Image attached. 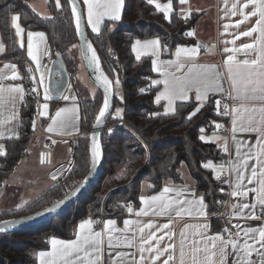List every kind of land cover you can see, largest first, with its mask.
Listing matches in <instances>:
<instances>
[{
    "label": "trees",
    "instance_id": "16d2710c",
    "mask_svg": "<svg viewBox=\"0 0 264 264\" xmlns=\"http://www.w3.org/2000/svg\"><path fill=\"white\" fill-rule=\"evenodd\" d=\"M177 3L178 0H173L174 12L170 19H165L164 14L147 0H125L120 20L104 21L96 33L87 27L103 73L113 85L117 81L121 85L123 97L115 96L114 107L117 104L123 106V114L118 117L110 114L107 118L106 129L100 137L101 166L90 187L53 218L0 234V264H37L36 253L48 247L50 238L71 239L80 219L99 218L104 198L105 207L113 205L106 211L109 215H123L125 204L138 203L144 181L151 184L150 192H153L161 189L166 178L179 180L181 163L186 164L194 178L196 190L204 197L207 210L216 213L222 209L226 186L212 169H205L202 164L208 160L214 164L222 163L226 155L215 141L200 139L201 135L217 134L216 124L225 121L216 111V102L221 96L210 95L190 119L189 114L199 104L193 97L177 102L174 113L165 114L161 102L155 98L158 85L152 84L156 74L151 57L146 55L137 60L132 51L136 39L156 37L166 49L193 41L186 39L184 33L195 24V16L191 15L183 22ZM47 10L48 16L41 17L30 8L27 0H0V34L5 45L2 57L18 61L24 58L10 23L11 15L17 14L25 28L46 33L52 57L62 58L73 81L76 62L70 51L77 43V37L69 4L67 0H61L58 9L56 0H48ZM24 85L26 94L19 109L20 136L6 140V154L0 156V184L18 163L33 132L32 117L37 102L36 94L31 92L33 82L28 73ZM73 86L81 104L82 130L89 132L101 107L102 94L97 90L90 97L84 86L74 82ZM201 129H204L203 133ZM88 138V134L79 136L74 162L59 183L17 212L0 211V220L34 212L68 193L88 171ZM222 217L220 213L212 219L214 230L225 226Z\"/></svg>",
    "mask_w": 264,
    "mask_h": 264
},
{
    "label": "snow or ice",
    "instance_id": "6c2138e0",
    "mask_svg": "<svg viewBox=\"0 0 264 264\" xmlns=\"http://www.w3.org/2000/svg\"><path fill=\"white\" fill-rule=\"evenodd\" d=\"M71 6L72 16L75 18L77 34L80 33V5L78 0H67ZM147 3L155 5L157 11L164 13L165 19H168L169 13L173 10V0H167V3H159L158 0H147ZM181 6L187 3V0H179ZM83 5L86 7L87 21L91 25L93 32L100 31V25L104 17L110 20L118 21L121 19V10L124 6V0H83ZM56 7L61 8V0H56ZM251 7V11L246 12L245 9ZM237 8L243 20H248L250 17H255L256 22L253 27L247 31L241 32L240 36L253 37L251 43L240 45L238 48H224L227 55L224 60V66L227 72V80L230 82L231 91L228 98L233 101H261L260 107H249L245 103L238 106H229L227 103L222 105L223 111H220L221 101H217V112L221 115L232 116V143L235 147V158L227 161L229 164L228 172L229 179L223 181L229 183L232 191L231 197H239L245 200L249 193L254 194L253 202H242L231 205V215L239 216L243 219H251L260 221L264 218V0H245L243 3H233L232 15H236ZM185 9L181 7V14L185 13ZM185 19L187 16L185 15ZM19 16L13 14L11 16V26L15 29V35L21 37L24 29L18 23ZM243 20L236 21L239 26ZM225 29L229 25L224 26ZM186 35L193 36L194 32H187ZM239 37H237L238 39ZM45 43V35L42 32H27V53L35 62V72L39 73V81L33 74L30 79L37 87H33L31 92L39 95L38 87L44 89V100L48 101L52 98L50 89L45 85V73L42 70L40 63L41 55L43 54L42 45ZM229 43V42H226ZM234 43V41H231ZM23 46V45H21ZM75 47V45L73 46ZM200 48H206L204 45L193 47L177 46L175 50V59L170 61L159 60L161 53V43L159 38L140 40L136 39L132 44V51L136 54V59L140 60L142 56L150 54L152 60L153 71L161 73L162 79L153 80L152 84H163V89L157 93L156 101L161 99L166 100L165 114L175 111L173 105L177 100L186 101L189 99V93L195 90V99L200 103L196 110L189 114V119L199 112L203 102L208 99L210 93H223L227 91L223 87L224 74L219 71L217 65H199L195 62ZM82 53L84 51V42L81 43ZM4 51V46L0 44V52ZM87 51L91 56H85L89 67L95 65L96 70L100 71V62L92 45L87 44ZM243 53L245 59L238 60L237 53ZM59 55V53L57 54ZM252 56L253 58H248ZM187 68L186 72L181 73L182 69ZM4 69H11V75L6 76L4 70L0 69V110H3L7 105H11V115L6 118L0 117V125L8 124L10 121L17 119L16 103L22 101L25 90L19 83H4L6 80H18L19 73L16 70V65L5 64ZM170 69H175L171 71ZM28 73H33V69H26ZM104 87V103L99 109V114L96 116V124L101 123L106 110L109 108V92L111 89V81L104 76H97ZM118 83V81H117ZM141 92L144 89L140 90ZM58 96L65 101H75V96H64L58 93ZM38 115L41 117L47 116L48 104L44 103L38 106ZM122 110L117 109L116 114L119 116ZM255 113L260 114V119H255ZM153 115H157L154 113ZM51 123L48 125V131H57L61 134L67 133L69 128L75 127V121L79 119L78 108L62 107L59 108L54 115L51 116ZM222 125L216 124V128H221ZM35 128V120L33 121ZM111 131V130H110ZM256 132L258 133L257 142L255 145L247 146V151H242L245 147L244 142L237 141L236 132ZM204 132V129H201ZM3 136V132H0ZM201 140H220L221 137L215 134L212 137L200 136ZM224 139L223 151L228 152L227 138ZM55 143V141H53ZM3 145H0V155H5ZM92 165L95 167L100 161L101 149L98 140V134L92 136ZM255 160V163L249 164V161ZM45 161V156L41 155V162ZM205 169H212L216 172V178L220 179V173L224 169V162L220 165H215L212 160L203 163ZM250 172V174H249ZM56 175H52V179L56 180ZM87 179V177L85 178ZM258 184L257 187L248 188L245 185ZM78 190V189H77ZM223 191V189H221ZM188 189L177 190L175 186H165L158 194L151 196L140 197L142 207L136 211L135 215L148 216L150 213L154 215H166L175 211L177 216L187 214L191 216L195 212L198 216H206L205 211L207 205L204 203V197H196L194 192H190L192 196L189 199L184 196ZM175 192V196L169 193ZM75 195V192L72 193ZM184 198H181V197ZM64 201H59L62 204ZM227 203V202H224ZM19 207V206H18ZM259 207L260 212L257 214L256 209ZM46 209L45 211H52ZM245 210H248L247 212ZM128 213L133 212L131 204L127 205ZM16 221L9 220L0 222V232H4L9 226L15 224ZM99 221H93L91 218L85 219L79 223L75 232V239L62 240L52 237L49 239V251H40L36 253L39 264H146L145 253L151 254L147 258V264H157L162 256H166L163 264H175V244L168 243L163 247L160 246V241L168 236L172 240V236L168 232L164 235L157 236V232L161 229H168L170 223H165L156 227L155 231H150L145 237V229H152L153 223L149 221L146 224L137 220L125 219L124 227L117 228V222L113 219L103 221V229L95 231L94 224H99ZM230 223V221H229ZM185 227H195L198 229H207L208 224H199ZM232 229H236L234 233ZM139 233V237H137ZM194 235L201 237L200 240L192 242L190 264H217L215 257L219 255V264H228V258L232 257L231 264H264V223L257 227L242 226L240 223L231 225V228L224 227L220 233L207 235L197 232ZM137 238L139 243L137 244ZM154 242V243H153ZM186 239L184 233H181L179 264H186L185 253ZM201 244L203 245L201 247ZM137 248L139 259H136V253L122 251L119 249ZM230 249V250H229ZM171 250V251H170ZM204 253V259H200V254ZM255 253V259H253Z\"/></svg>",
    "mask_w": 264,
    "mask_h": 264
},
{
    "label": "crops",
    "instance_id": "0c3cea01",
    "mask_svg": "<svg viewBox=\"0 0 264 264\" xmlns=\"http://www.w3.org/2000/svg\"><path fill=\"white\" fill-rule=\"evenodd\" d=\"M31 1V0H30ZM38 3V7H36V4L34 5L32 2V5L29 6L30 8L39 16L41 17H46L48 16V10H47V2L48 0H34ZM83 3V0H81ZM125 2V0H124ZM159 3H167V0H158ZM245 0H187V3L183 6L180 5L179 0L177 3V9H178V14L182 16H188L190 17L191 15L195 16V28H196V33H195V39H193L192 42L189 43H184V44H178L172 49H169L170 52L167 54L166 53V48H163L161 46V53L158 57L159 60L162 61H170L174 60L176 57L174 55L175 50L177 46H184V47H193L197 45H204L206 48H200L198 55L195 59V62L199 65H217L219 66V71L224 74V82H223V87L227 90L223 93H210V95H219L221 96V99H218L221 101V108L224 103H227L230 107L233 105L238 106L241 103L247 104L249 107H260L262 102L261 101H246V102H241L239 100L233 101L232 99L228 98V94L231 91L230 88V82L227 80V72L226 68L224 66V60L227 58V55L231 53H225L223 50L225 47L227 48H233V47H239L242 44L246 43H251L253 38L257 35L256 33L253 34V37H245V36H240L239 34L241 32L247 31L251 27L255 25L256 18L255 17H250L248 20H243V17L240 16L239 14V8H237L236 15H232L231 9L233 3H243ZM37 3V6H38ZM154 7L155 5L152 4ZM183 7L186 11L184 14H181L180 9ZM124 6L121 10V17L123 13ZM156 9V8H155ZM174 4H173V10L169 13L168 19H170L171 14L174 12ZM83 10H84V17H85V22L86 26L88 29L92 31L91 25L88 24L87 21V12H86V7L83 5ZM157 10V9H156ZM246 12L251 11V7L248 9H245ZM163 13L162 11H159ZM164 14V13H163ZM13 15V14H12ZM11 15V16H12ZM17 15V14H16ZM110 20L108 17H104L100 28L104 21ZM238 20H243L239 26L236 25V21ZM11 23V19H10ZM18 23L21 25V27L24 29V32L22 33L21 37H17L16 35V41L19 45L20 48L23 49L24 53V58L22 61L15 60L13 58H4L2 55L4 54L5 51V45L2 41L1 34H0V44L4 46V51L0 52V69L4 70V74L6 76L11 75V69H4L5 64H14L16 65V70L19 73V79L16 81H11V80H6L4 83H19L21 86L24 88L25 93L24 97L26 94V89L24 85V77L28 73L26 69L30 68L28 64L25 61L31 62L35 67L36 64L35 62L32 61L31 57L28 56L27 53V32H42L45 35V43L42 45V50L43 54L41 55V60L43 58H46V64L42 66V70L45 73V85L47 86V78H48V69H46L47 65V55L50 52V49L48 47V40L46 37V33L42 30H33V29H27L25 28L20 21L18 20ZM225 25H229L227 30L225 29ZM13 28V27H12ZM14 29V28H13ZM15 32V29H14ZM96 33V32H94ZM237 37H239L237 39ZM156 37H151V38H146V39H152ZM145 40V39H141ZM231 41H234V43H231ZM135 42V41H134ZM133 42V43H134ZM229 42V43H226ZM132 43V44H133ZM23 45V46H21ZM93 46V45H92ZM94 48V47H93ZM95 50V49H94ZM96 53V52H95ZM134 53V52H133ZM97 55V54H96ZM136 56V54L134 53ZM146 56V55H144ZM148 56L151 57L153 60L154 57H152L150 54ZM98 57V56H97ZM53 58V57H52ZM236 58L238 60H243L245 59V55L241 53L236 54ZM248 58H253L252 56ZM40 60V63H41ZM153 69V68H152ZM171 71H175V69H170ZM187 68L182 69L181 73L186 72ZM156 74V77L154 80H159L162 79L161 73L158 71H154ZM29 76L33 75L32 73H28ZM38 78V76H37ZM39 81V79H38ZM121 86V85H120ZM33 87H35L33 85ZM163 89V84L158 85L157 91L155 98L157 96V93L162 91ZM41 90V102L39 105L47 103L48 104V109L46 110L48 112L47 116L41 117L40 122H41V128L42 130L48 134V135H53L55 136L56 140L54 143L53 147V160L52 164L49 166L45 165H40L38 162V156L39 152L43 148V142L45 139L44 135L36 133V129L33 128V132L31 133L29 137L28 144L26 146V149L22 153L18 163L15 165L14 169L10 173V175L0 184V211L7 212L9 209V206L11 203H13L12 208L19 210L24 208L29 202L40 196L44 191H46L48 188L51 186L59 183L64 176L68 173L70 170L74 159L75 155L77 152V146H78V140L79 136L89 134V132H83L82 130V122H81V104L80 101L78 100V96L76 94L75 88L73 86V81H69V84L64 92V96H75V101L68 100L65 101L64 99H60L58 101L52 102V98L48 101L44 100V89L43 87H40ZM189 99L193 97L195 99V90L190 92L189 94ZM208 96V97H209ZM24 100V98H23ZM22 100V101H23ZM196 100V99H195ZM22 101H17L16 103V111H17V119L14 121H10L8 124L5 125H0V132H3V136H0V145H3V151L6 154V147L5 143L6 140L8 139H14L18 138L20 136V121H19V109ZM181 100H177L174 102V109L176 106V103ZM159 102L162 104V109L165 112V104L167 103L166 100L161 99ZM204 101L203 103H205ZM201 103V102H199ZM77 107L78 108V115L79 119L75 121V127L74 128H69L67 130V133L61 134L57 131H48V125L51 123V116L55 114V112L62 107ZM11 108L12 106L9 104L7 105L3 110H0V117L6 118L7 116L11 115ZM39 111V108H38ZM216 111H217V103H216ZM171 113V112H170ZM255 119L259 120L260 119V114L255 113ZM227 125H228V132L222 133V134H215L218 137H221L222 139L220 140H215L211 139L212 141H215L218 146L221 148L223 151V144H224V139L227 138V144H228V152H224L226 155V158L224 160V171L220 173V177L222 179V182L229 179L230 173L228 172L229 164L227 161L230 159L235 158V147L232 143V116L228 115V118L225 120ZM236 139L237 141L244 142L245 147L242 148V151H247V146L249 145H255L257 142L258 138V133L256 132H236ZM65 136H71L72 141L74 144V150L72 152H68L66 150V142L61 139V137ZM213 136V135H212ZM209 136V137H212ZM208 137V136H205ZM35 138L37 139L36 143V148H34L30 152V142L34 141ZM4 156V155H0ZM255 163V160L249 161V164ZM221 163L215 164V165H220ZM181 167V166H180ZM188 171V169H187ZM214 172V170H213ZM189 173V171H188ZM56 175V180L52 179V175ZM179 174L180 178L179 180H172L170 178H166L163 180L162 187L161 189L157 191L150 192L151 184L148 182H144L141 187V194L144 196H151V195H156L158 194L165 186H175L177 190H183V189H188L190 191H185L184 196H187L189 199L192 198L190 195V192H194L196 197L202 196L200 192L196 190L195 186V180L194 178L188 174L181 175L180 173V168H179ZM250 174V172H249ZM214 175L216 176V172H214ZM226 186L225 188V195L229 197V203L225 204L224 206L222 205V209L219 212L212 213L207 210V207L205 209L207 215L206 216H198L195 212L191 216L187 214H182L180 216H177L175 214V211H172L170 214L166 215H154V214H149L148 216H140L137 217L135 215L136 211H138L142 205L141 201L139 198L138 203L134 205L133 212L128 213L127 209H125L123 215H109L107 218H105L103 221L108 220V219H113L117 222L116 226L117 228L122 229L124 227L123 221L125 219H131V220H137L139 219L142 224H146L149 221H151L154 225V227L150 229H145L144 235L147 237L150 231H155L156 227L159 225H163L165 223H170V227L168 229H161V231L157 232V236H162L164 235V232H168L172 236V240L170 241L168 236H165L163 240L160 241V246L163 247L165 244L168 243H173L175 244V264H179V252H180V240H181V233H184V237L186 239L185 243V253H186V264H190V259H191V246L192 242L195 240H200L201 237L198 235H194L197 232L200 233H205L209 236L220 233L221 230H214L212 228V219L217 217L219 213L223 215L221 218L223 221H225V226L224 227H229L231 228L232 224L235 223H240L242 226H251V227H257L261 223H264V218H262L260 221L257 220H251V219H243L239 216H234L231 215L232 213V207L231 205L233 204H238L242 202H248L252 203L254 194L249 193V196L245 200H241L239 197H231L230 192L232 191V188L230 187L229 183L223 182ZM245 185L248 188L251 187H257L258 184H253V185H248L247 181H245ZM169 195L175 196V192L169 193ZM181 198H184L183 196ZM226 198V197H225ZM225 201V200H224ZM205 203V201H204ZM206 204V203H205ZM19 206V207H18ZM8 208V209H7ZM246 212L248 210H245ZM257 214H259L260 209L259 207L256 209ZM85 219H89V217L82 218L78 221L77 226L79 223ZM93 220V219H92ZM99 218L93 220V221H98ZM230 221V223H229ZM199 224H208L209 227L207 229H198L195 227H185L186 225L192 226V225H199ZM95 224L93 225L94 228ZM223 227V228H224ZM222 228V229H223ZM103 229V225L101 229H95V231H101ZM77 230V228H76ZM237 231L236 229H232V232L234 233ZM137 237H139V233H137ZM56 238V237H55ZM61 239V238H57ZM75 239V235L73 238ZM71 239H62V240H71ZM139 243V239L137 238V244ZM154 243V242H153ZM203 245L201 244V247ZM50 244L46 249L40 250V251H49L50 250ZM122 251H128L130 253H136V259H139V253L137 248H132V249H119ZM230 250V249H229ZM38 251V252H40ZM171 251V250H170ZM145 258H146V264H147V258L150 257L151 254L145 253ZM255 253H253V259H255ZM166 258V256H162L160 260L157 262V264H163V260ZM200 259H204V253L200 254ZM217 264H219V255L215 257ZM232 257L228 258V264H231ZM37 264H39V259L37 257Z\"/></svg>",
    "mask_w": 264,
    "mask_h": 264
},
{
    "label": "water",
    "instance_id": "95a60500",
    "mask_svg": "<svg viewBox=\"0 0 264 264\" xmlns=\"http://www.w3.org/2000/svg\"><path fill=\"white\" fill-rule=\"evenodd\" d=\"M78 3L80 5V10H79L80 15H81L80 33H82V36L77 34V29H76L77 43H78L81 59L83 61L87 75H88L90 81L92 82V84L102 94V104H101V107H102L103 103H104V97H105L104 87H103L102 83L99 80H97V76L101 75L102 69L100 67L101 71L98 72L96 70L95 65H92L91 67H89L87 64V61L85 59V56H88V57L91 56V53L87 51V44H89V43L91 44V42H90L89 37H88L87 26H86L85 17H84V10H83V7L81 5L80 0H78ZM69 8H70V13H71V6L70 5H69ZM71 16H72V13H71ZM72 19H73V22H74V25L76 28V22H75V18L73 16H72ZM82 40L84 42L83 53L81 50ZM92 48H93V46H92ZM169 52H170V50L167 49L166 53L168 54ZM69 81H70V74L66 68L64 61L62 60V58L60 56H54L50 62L49 71H48V78H47V86L50 89L53 100L58 101V100L62 99L58 96V93L62 92V94H64V92H65V90L69 84ZM114 98H115V93H114V90L111 88L110 92H109V108L106 110L104 117H102L101 123L99 125H97L96 124V118H95L92 125H91V129H90L89 134H88L89 135V138H88L89 168H88V171L85 174V176L63 197H61L57 201L47 205L46 207L41 208L39 210H36L34 212L28 213V214H25V215L1 219L0 222L13 220V221H16V223L9 226L4 232H0V234L15 231V230L21 229L23 227H28V226H31V225H34V224H37V223H40V222H43V221H46V220L53 218L55 215H57L58 213L65 210L68 206H70V204L73 201H75L85 190H87L90 187L93 179L97 175V173L100 169V166H101V157H100L99 163H97L95 165V167H93V165H92V155H91L92 136L94 133L98 134V140L100 143L101 134H102L103 130L106 129L107 118L110 116V114L112 113V111L114 109ZM98 114H99V112H98ZM100 149H101V146H100ZM101 155H102V153H101ZM86 177H87V179H85ZM73 192H75V195H72ZM62 200L64 202L62 204H59L58 202L62 201ZM46 209H53V210L52 211H45Z\"/></svg>",
    "mask_w": 264,
    "mask_h": 264
},
{
    "label": "built area",
    "instance_id": "2783aa9c",
    "mask_svg": "<svg viewBox=\"0 0 264 264\" xmlns=\"http://www.w3.org/2000/svg\"><path fill=\"white\" fill-rule=\"evenodd\" d=\"M185 16H182V20H183V22H187V20L189 19V17L187 16V18L185 19L184 18ZM190 31H192V32H194V35L193 36H188V35H186V33L187 32H190ZM195 33H196V28H195V26L194 25H192L185 33H184V36H185V38L186 39H195ZM27 64H28V66L31 68V69H33V74L36 76V80L38 81V78H37V74H36V72H35V66L31 63V62H29V61H25ZM46 64V58H43L42 60H41V65L42 66H44ZM38 85L36 84V87H37ZM38 91H39V95H37L36 93V102H37V107H36V112L34 113V115H33V117H32V119H33V121L35 120V129H36V133H38V134H41V135H44L45 136V139H44V142H43V148L41 149V151L39 152V156H38V162H39V164L40 165H45V166H49V165H51L52 164V160H53V147H54V143H53V141H55L56 140V138H55V136H53V135H48V134H46L43 130H42V128H41V122H40V118H39V115H38V106H39V104H40V102H41V100H42V98H41V90H40V87H38ZM220 111L222 112L223 111V108L222 109H220ZM219 116L221 117V118H223V119H227L228 118V116H225V115H221V114H219ZM217 124H220V125H222V127L221 128H216V133L217 134H222V133H226V132H228V130H229V128H228V125H227V123H226V121H224V122H219V123H217ZM61 139H63L65 142H66V150L68 151V152H72V150H74V144H73V141H72V137L71 136H65V137H61ZM44 155L45 156V161L42 163L41 162V155ZM224 202H227V203H229V197L228 196H226V198H225V201H223V206L225 205V204H227V203H224ZM128 204H131V206L134 208V202H129V203H127V204H125V206H124V208H126L127 209V205ZM109 216V214L108 213H106V212H104V211H102L101 213H100V217H99V224H95V226H94V228L95 229H101L102 228V225H103V220L105 219V218H107Z\"/></svg>",
    "mask_w": 264,
    "mask_h": 264
},
{
    "label": "rangeland",
    "instance_id": "374dc122",
    "mask_svg": "<svg viewBox=\"0 0 264 264\" xmlns=\"http://www.w3.org/2000/svg\"><path fill=\"white\" fill-rule=\"evenodd\" d=\"M32 2H33V4L35 5L36 4V7H38V9H39V5H40V3H38V2H36V1H34V0H27V4L29 5V3H30V5H32ZM37 3H38V6H37ZM75 45V47H73ZM73 46H72V50L70 51V53H71V56H72V58L75 60V62H76V74H75V79L73 80V82L74 83H78L79 85H82V86H84L85 88H86V90H87V95L88 96H90V97H93L95 94H96V92H97V89H96V87L92 84V82L90 81V79H89V77H88V75H87V72H86V70H85V67H84V64H83V61H82V59H81V55H80V51H79V47H78V44L77 43H75ZM51 60H52V55H51V53L49 52V54L47 55V65H46V69H48V71H49V66H50V62H51ZM101 67V66H100ZM33 74V73H32ZM37 74V76H38V79L40 78V76H39V73H36ZM33 85L36 87V84H34L33 83ZM111 88L114 90V93H115V96L117 97V98H119V99H122V97H123V92H122V89H121V86H120V83H115L114 85L111 83ZM101 104H102V101H101ZM198 106H200V103L197 105V107ZM196 107V108H197ZM101 108V107H100ZM196 108H195V110H196ZM201 108V107H200ZM117 109H121L122 110V112H121V114L119 115V116H122V114H123V106H121V105H119V104H117L115 107H114V109H113V111H112V115L113 116H117V114H116V110ZM194 110V111H195ZM118 117V116H117ZM214 135V134H213ZM36 143H37V139L35 138V140L34 141H32V142H30V145H29V148H30V152L34 149V148H36ZM180 166L181 167H179L180 168V173H181V175H185V174H188L189 175V173H188V171H187V166H186V164L185 163H181L180 164ZM144 182H147V181H144ZM143 182V183H144ZM142 183V184H143ZM149 183V182H148ZM104 201H105V198L102 200V206H101V208H100V213L102 212V211H104V212H106V211H108V210H110V209H112V207H113V205L112 204H109L107 207H105L104 206ZM13 206V203H11L10 204V206H9V209L7 210V212H17V211H19V210H21V209H19V210H16V209H14V207L12 208V206ZM125 206V205H124ZM107 213V212H106ZM220 214V213H219ZM218 214V215H219Z\"/></svg>",
    "mask_w": 264,
    "mask_h": 264
},
{
    "label": "bare ground",
    "instance_id": "6f19581e",
    "mask_svg": "<svg viewBox=\"0 0 264 264\" xmlns=\"http://www.w3.org/2000/svg\"><path fill=\"white\" fill-rule=\"evenodd\" d=\"M100 71H101V69H100ZM101 73L105 76V74L101 71Z\"/></svg>",
    "mask_w": 264,
    "mask_h": 264
}]
</instances>
